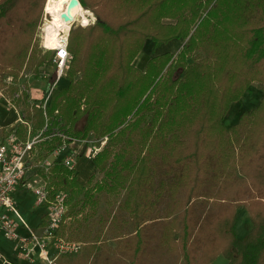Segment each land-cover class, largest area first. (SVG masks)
<instances>
[{
  "label": "trees",
  "instance_id": "16d2710c",
  "mask_svg": "<svg viewBox=\"0 0 264 264\" xmlns=\"http://www.w3.org/2000/svg\"><path fill=\"white\" fill-rule=\"evenodd\" d=\"M46 2L0 0V81L17 78L25 63L55 64V50L39 45ZM79 3L95 20L71 27L68 83L53 89L46 113L58 110L74 136L107 140L91 158L99 180L91 175L83 184L62 164L52 167L51 184L70 192L59 234L66 220L68 228L75 219L92 222L97 193L107 192L126 212L121 222L110 216L118 232L106 226L124 252L110 255L100 230L85 254L82 246L61 255L63 264H141L153 236L149 221L164 200L169 222L158 241L182 264H212L220 254L227 264H264V89L256 106L224 123L232 102L254 80L264 83V0ZM173 38H188L180 52L157 53L143 70L134 65L147 40L157 48ZM28 114L44 123L41 106ZM242 207L252 226L240 239Z\"/></svg>",
  "mask_w": 264,
  "mask_h": 264
},
{
  "label": "built area",
  "instance_id": "2783aa9c",
  "mask_svg": "<svg viewBox=\"0 0 264 264\" xmlns=\"http://www.w3.org/2000/svg\"><path fill=\"white\" fill-rule=\"evenodd\" d=\"M50 17L51 13L45 5L41 41L45 48L55 50V77L41 95V99L35 102L36 97L29 82L30 73L25 74L26 83L20 84L14 91L7 92L5 88L0 87V106L16 114L12 124L14 126L0 141V231L15 242L19 258L33 263L35 254H38L46 264H57L61 255L66 252H78L83 244L59 234L61 223L67 214L70 192L51 184L52 167L59 163L75 172L80 157L84 155L93 158L105 144L107 137L101 140V146L90 145L91 140L88 137L74 136L69 132V127L64 125L58 110L51 116L46 113L52 91L69 67L72 58L68 50L69 32L78 21L75 17L68 26L61 28L57 33V42L51 47L44 42ZM88 19L90 23L95 17L90 14ZM78 24L86 25L82 22ZM39 74L42 75L40 72ZM12 80L11 77L8 79L10 82ZM25 99L30 112L33 111L34 105L44 109L45 120L41 126L36 125L35 116L28 114L27 107L19 105L18 102ZM20 125L23 126L22 133ZM51 143H54V146L48 149ZM19 185L23 190H31L35 194V206L44 208V214L41 216L44 223L41 229L30 226L28 220L20 213L14 196ZM21 228L24 232H20ZM0 264L18 263L0 252Z\"/></svg>",
  "mask_w": 264,
  "mask_h": 264
},
{
  "label": "rangeland",
  "instance_id": "374dc122",
  "mask_svg": "<svg viewBox=\"0 0 264 264\" xmlns=\"http://www.w3.org/2000/svg\"><path fill=\"white\" fill-rule=\"evenodd\" d=\"M48 1V0H47ZM47 5V2H46ZM90 11V10H89ZM91 12V11H90ZM94 15L93 12L86 14L88 15ZM95 17V15H94ZM50 20L55 22V18L54 15L51 14ZM95 20V19H94ZM93 20V21H94ZM81 21L78 19L77 23L75 25H78V23H80ZM188 38L184 39V38H173L168 42H164L162 44H160L157 48H154L153 45L154 43L149 39L145 42L143 48L141 49V51L139 52V54L136 56L135 60H134V65L143 70L145 68V65L147 63V61L149 60V58H151L153 55L157 54V53H162L164 51H171V52H175L178 53L181 50V47L184 43H186ZM40 48L41 49H45V47L42 45V41L40 40ZM44 71V69L48 70L50 69L49 73L51 74L53 71L55 72V65L51 64V63H45L41 66H39L38 68L36 67V61L34 62H30L25 63L23 68L21 69V71L19 72L17 78L14 77V75L12 74H7L2 81H0V87L5 88V90L7 92H11L13 91V89H11L10 85H15L16 88L19 87L20 84L26 83L25 79L27 78V76H25L26 73H30L31 74V78H30V82L33 81L34 78H39V80L41 81V84H45L43 85H37V83H35L34 80V84H32V91L36 92L39 91L42 95L45 93V91L47 90V87L49 85V82L44 81V76H39V72ZM53 72V73H54ZM12 78L13 80L10 82L8 81L9 78ZM50 80V76L46 77L45 80ZM66 74L65 76L61 79V81L63 80V82L60 81V83L58 84V86H63L65 85L66 81ZM9 85V86H8ZM43 86V87H42ZM264 89V83L263 82H259L257 80H254L251 84V89L250 91L246 92L244 97L242 96V98L232 102L231 107L229 108V111L226 113L225 118H224V123L227 126H231L232 124L235 123V121H237V119L239 118L240 114L242 111L246 110V111H250L254 106H256L257 102L260 100L261 98V94H262V90ZM36 99H41V96L36 97ZM20 106L22 107H29L28 102L25 100L18 102ZM35 103V102H34ZM36 117H38V114H35ZM36 120V118H35ZM82 122L80 121L78 123V127H81ZM90 141V145H96V146H101L103 145L102 141L97 140V138L94 136V134H90L88 136ZM96 179L99 180L102 178L103 173L97 171L96 173ZM95 179V180H96ZM95 181H93L94 183ZM95 191V190H94ZM97 191H95L96 193ZM17 195L15 194V197ZM97 196L99 198V206L97 207V211L95 212V216L92 220V222L89 223H78L76 221V219L74 220L75 223L72 224V226H69L70 229H66L65 233H68V238L69 239H73V240H78L80 242H82L83 244V249L81 254H85L86 253V248L87 245H89L90 239L91 237L95 236L96 233L98 231H102V234L106 233V235L108 236H104L102 235V239L104 240V244L106 249H108V252L110 255H116L119 253H123L124 251L120 249V246H116L117 243H120V238L117 237H110L113 236L112 234L110 235L108 231H106V226H108V229L110 230V232H118L119 229H116V227L113 225V227L111 226V224L109 223V220L111 219L110 216H114L117 217L118 221H124V219H126L125 215L126 212L119 210L118 206H119V198H111L109 196V194H107V192H98ZM207 198H202L199 197V202L202 204H206L205 200ZM35 200H36V196L35 194L31 191V190H27V192H25L24 196H21L18 198L17 200V207L20 211V213H22L24 216V210L26 209V211H30L32 212V216L29 218L28 214H26L25 218L28 220V223L30 226L32 227H36L37 223H38V219L39 216L41 215V213L44 211V208L42 209L39 206H35ZM167 201L164 200L162 201V208L160 210V213L158 212V215H156L155 218H152L149 222V227L148 229L150 231H152L153 236L151 237V241L148 242L149 243V247H147V249H149V253L148 255H146L144 257V260L141 261V264H182V259L181 257L174 253L173 251L169 250L168 247L166 245H160L159 241H158V236L161 235L163 232H165L164 228L165 226L168 224V218L165 219V214H166V209L169 208V206L166 204ZM168 207V208H167ZM85 210L83 211V214H85ZM179 211L176 212L175 214L178 215ZM81 216H78L79 219L82 218ZM159 216V217H157ZM99 219H101L99 221ZM106 219V225L105 228L103 227V220ZM108 219V220H107ZM69 220L66 222V227L70 224L68 223ZM132 220H130L129 223H126L123 228L124 232L128 235L132 232V224L131 223ZM109 224V225H108ZM118 225V222H117ZM110 226V227H109ZM252 223L250 221V215L247 211L246 208L242 207L241 213H240V219L238 222V227H237V232H238V238L242 239L245 238V236L248 234L249 229L251 228ZM151 227V228H150ZM80 228V231H78L77 229ZM20 232H24V229H20ZM87 232V233H86ZM89 233V235H88ZM119 235V234H118ZM90 237V238H89ZM15 242L12 240H10L9 238H7L4 233L2 231H0V252L2 254L5 255L6 258L11 259L12 261L18 263V264H22L26 263V264H46V261L41 259L38 254H35V262L30 263L24 259H21L18 257L17 251L15 249ZM37 253V252H36ZM12 255V257L9 256ZM125 256L128 257V255L126 254V252L123 254ZM65 260L61 259L60 263L62 264ZM67 263V262H66ZM65 263V264H66ZM228 263V259L224 254H220L217 258H215L212 261V264H227ZM57 264H59V261H57ZM98 264V263H96Z\"/></svg>",
  "mask_w": 264,
  "mask_h": 264
},
{
  "label": "crops",
  "instance_id": "0c3cea01",
  "mask_svg": "<svg viewBox=\"0 0 264 264\" xmlns=\"http://www.w3.org/2000/svg\"><path fill=\"white\" fill-rule=\"evenodd\" d=\"M49 71H50V69H48V70H46V69H44V71H41V69H40V73L42 74V75H40V74H38L39 76H44L45 78H44V81H48L49 82V79L48 80H45L46 79V77H48V76H50L51 77V75H53V72L50 74L49 73ZM34 80H35V83H37L38 81H40L39 80V78H34L33 79V81H31L30 82V79H29V82H30V85H31V87H32V84H34ZM61 82H63V80L61 81ZM68 82H66L65 84H67ZM37 85H45V84H41V81L40 82H38L37 83ZM42 86V87H43ZM34 94H35V97H38V96H41L42 94L39 92V91H36V92H34ZM36 100H38V99H36ZM22 107V106H21ZM28 111H29V107H28ZM30 112V111H29ZM15 117H16V114L12 111V110H7V109H5V107H3V106H0V141L5 137V135L7 134V131L8 130H11L12 129V126H14V125H12L13 124V122H14V120H15ZM35 123H36V120H35ZM22 130H23V126L22 125H20V133H22ZM75 173H76V177H77V179L81 182V183H86L87 181H88V179L91 177V175H96V173H97V169H96V166H95V164H94V162L92 161V159L91 158H88L87 156H84V155H82L81 157H80V159L78 160V164H77V170L75 171ZM25 192H27V190H23L22 189V186L21 185H19V187H18V189L15 191V193H14V196H15V194L17 195L16 197H15V199L16 200H18V198L19 197H21V196H24V194H25ZM43 209V208H42ZM28 214V217L30 218L31 216H32V212H31V210L30 211H26V209L24 210V214ZM26 214H25V216H26ZM44 214V211L41 213V215L39 216V219H38V223H37V225H36V227L38 228V229H41V226L43 225V221H42V219H41V216ZM23 215V214H22ZM24 216V215H23ZM24 216V217H25ZM28 219V218H27ZM69 219V218H68ZM66 221H68V220H66ZM107 228V227H106ZM66 229H70V228H68V227H64L63 228V232L64 231H66ZM80 231V230H79ZM62 235H64V236H68V233H64V234H62ZM88 235H89V233H88ZM90 238V237H89ZM120 238V237H119ZM11 240V239H10ZM12 241V240H11ZM93 242V240H92V238L90 239V242H89V244L90 243H92ZM103 243H104V240H103ZM9 256L10 257H12V255H10L9 254ZM60 260L61 259H58V261H59V264H61L60 263ZM22 264H26V263H23L22 262ZM63 264V263H62Z\"/></svg>",
  "mask_w": 264,
  "mask_h": 264
},
{
  "label": "bare ground",
  "instance_id": "6f19581e",
  "mask_svg": "<svg viewBox=\"0 0 264 264\" xmlns=\"http://www.w3.org/2000/svg\"><path fill=\"white\" fill-rule=\"evenodd\" d=\"M69 0H48L46 9L48 12L54 15L55 22L50 20L47 24L46 35H45V44L47 46H53L57 42V33L58 31L69 25L70 20L73 18L79 19L82 23L87 24L89 19L86 14L91 13L89 10L85 9L80 3L72 6L68 9ZM69 11L72 19L66 21L62 18V12Z\"/></svg>",
  "mask_w": 264,
  "mask_h": 264
},
{
  "label": "water",
  "instance_id": "95a60500",
  "mask_svg": "<svg viewBox=\"0 0 264 264\" xmlns=\"http://www.w3.org/2000/svg\"><path fill=\"white\" fill-rule=\"evenodd\" d=\"M79 3V0H69V3H68V9H70L72 6L76 5ZM62 18L66 21L72 19V16L70 14L69 11H63L62 12ZM73 20V19H72ZM71 21V20H70Z\"/></svg>",
  "mask_w": 264,
  "mask_h": 264
}]
</instances>
